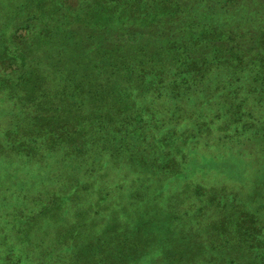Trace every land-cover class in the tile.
<instances>
[{"label":"trees","instance_id":"1","mask_svg":"<svg viewBox=\"0 0 264 264\" xmlns=\"http://www.w3.org/2000/svg\"><path fill=\"white\" fill-rule=\"evenodd\" d=\"M54 2L52 15L39 16ZM3 7L0 98L10 108L0 152L58 180L62 191L40 206L36 194L30 215L36 222L44 213L53 242L74 248L63 264H264L262 208L253 206L264 204L256 189L264 155L254 151L264 154V0H0ZM211 135L221 138L208 146L249 158L262 182L247 197L191 185L194 217L176 211L184 192L162 205L164 178L190 184L191 170H180L186 145L195 151ZM108 164L127 166L131 185L107 181ZM199 203L219 216L201 225ZM7 210L2 264H19L25 258L14 253L29 240L1 228Z\"/></svg>","mask_w":264,"mask_h":264},{"label":"rangeland","instance_id":"2","mask_svg":"<svg viewBox=\"0 0 264 264\" xmlns=\"http://www.w3.org/2000/svg\"><path fill=\"white\" fill-rule=\"evenodd\" d=\"M56 8H57V2H54L51 9H45L44 15H41L43 13L40 12L39 16L44 17L45 14H48V16H50L54 13ZM8 9H6L4 12L7 13ZM1 10H4V7L0 9V12ZM12 13L13 12H9L5 16L11 17ZM26 44H29V41H27ZM28 51H29V47L27 45L26 53ZM0 86H1V82H0ZM3 96L2 98H0L1 99L0 100V133L6 131L4 129L7 125V120H6L7 115L4 116L5 107L6 109L8 107L10 108V106L6 104V101H3L7 99L6 94H4ZM224 109L226 110V107ZM44 119H45L44 115H41L38 118L39 121ZM182 122H188V121H182ZM177 128L183 129L182 126H178ZM29 129H31V127H29ZM218 129H220L219 126ZM6 136H10V138L13 137L10 135V133H7ZM158 136L159 134L152 137L157 138ZM219 138H221V136H214V135L206 136L202 142H200L195 146V151L194 149L193 151L189 149L191 143H188V145H186L184 152L188 156H186V161L185 162L183 161V164L180 166V170L183 167H187L189 171L191 170L190 171L191 174L188 180L190 184L187 185L185 182L181 180L179 181L178 179H173L171 177L164 178L162 181V184L164 185L162 184L160 185V187L162 188L160 189L159 200L162 205L168 204L167 203L169 201L168 197H171L172 193L182 194V192H184L185 198L184 200L180 199L181 198L180 195L179 197L180 200L178 199L179 203L178 206L176 207V211L180 212L181 210L186 209V211L188 210L189 213H191L194 217V215L196 214L195 211L198 206V202L195 199L189 200L191 185L197 183L200 184L205 189L223 185L226 187H231L232 189L231 191H234L236 194L242 197H247L249 196L248 191L250 190V188H252V186H255L254 185L255 183L259 184L260 182H262L263 176L260 173L258 174V172H256L254 169L255 167L249 164V161H251L249 160V158L239 156L240 154L236 153L234 150L227 151L225 149L224 150L217 149L216 147H214V145L208 146L205 143L208 140H210L213 144H215L219 141ZM1 142H2V136H0V146H1ZM15 144H16L15 147L17 149L22 150L24 147H27L25 143L18 142L17 140ZM254 151H258L257 154L255 155L258 158L259 155L262 156L264 155V154H259L260 153L259 148L256 149L254 148ZM213 158L214 161L211 160ZM25 160L26 158H21V157L18 158V156L14 152H9L7 154H3L0 152V213L9 211L7 210V208L10 207V212H8V215H12V219L9 218L4 223V225H2L1 228L5 231L7 236L14 235L15 233L17 234L21 233L23 234V236L28 237V240L30 241L26 243L29 244L28 247H25L21 251H19L20 249H17V251L15 250L16 253L14 254L18 255V259L25 258L19 264H63V260L64 262L69 261V259L66 260V257L68 256V253L71 252L72 249L74 248L72 246L59 247L56 245V243L53 242L56 239L55 237L56 235L50 233L47 230L48 228L47 225H49L50 222L48 221V218L44 216V213H40L37 216L36 222H32L31 220L32 217L30 215L31 214L30 212H33V210H35L36 208H38V206H40V204H42L43 199L47 197L46 193H51L53 191L52 194L55 195L56 192L60 193V191H62V188L60 187L58 180L50 181L47 178L45 172L46 169H44L45 166L43 167L42 164L34 166ZM108 165H109L108 169L102 170V176L104 178L106 177L107 181H110L111 183L125 177V179H121L122 180L121 186L131 185L132 173L130 174V171L127 170V166L120 165L118 167H115V166H111L110 164ZM45 178L47 180L46 185H45ZM243 182L246 183L243 184ZM256 189L258 190V192L262 191L260 192L259 195L263 197L264 183H261L258 186H256ZM39 193H41L40 197L42 198L39 199L38 201L39 205L37 206L35 202H33L34 201L33 197ZM114 193H116V191H113V194ZM20 199L29 200V201L28 202L21 201ZM62 201L63 198L59 199L56 205L62 203ZM173 201H175V198L171 200V202ZM258 205L259 207L262 208V210L258 215H260V218L264 223V204H261V201L256 200V204H253V206L259 209ZM112 206L121 208L122 205L120 202H112ZM199 206L202 207L203 204L199 203ZM203 207H205V211L203 215L199 217L200 218L199 223L201 225L207 223L210 220H214L219 216L218 212H214L207 205ZM41 208L42 207H40V209ZM28 211H29V215L27 213ZM110 213L111 212H108V215H110ZM19 223L21 224L25 223V224L22 225L20 230L17 231L15 226ZM18 240L19 239L16 236V241L19 243ZM46 244L52 246L50 247L51 248L50 251H47ZM4 249L0 251V264H2L3 262L2 259L5 256L6 249L5 250ZM145 255H146L145 253L142 254L143 257ZM146 261L147 259L137 262L136 264H143Z\"/></svg>","mask_w":264,"mask_h":264}]
</instances>
